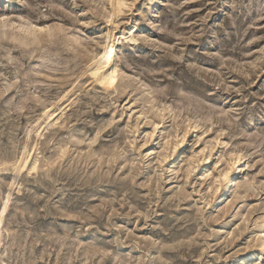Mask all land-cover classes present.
<instances>
[{"label": "rangeland", "instance_id": "1", "mask_svg": "<svg viewBox=\"0 0 264 264\" xmlns=\"http://www.w3.org/2000/svg\"><path fill=\"white\" fill-rule=\"evenodd\" d=\"M22 1L0 0V264H264V0Z\"/></svg>", "mask_w": 264, "mask_h": 264}, {"label": "bare ground", "instance_id": "2", "mask_svg": "<svg viewBox=\"0 0 264 264\" xmlns=\"http://www.w3.org/2000/svg\"><path fill=\"white\" fill-rule=\"evenodd\" d=\"M21 1L22 0H19V3H21ZM123 7H125L124 1L112 0L113 15L121 13ZM122 35L126 37L129 43H134L136 41V37L131 30L127 33L125 32L122 33ZM116 51H117L116 43L114 41H110L109 44L106 45V47L104 48L103 53L95 57L96 59L90 69L92 78H94L95 81L106 90L116 87L118 80H119L120 70L117 68V66L115 65V61H114L115 60L114 58L116 56ZM113 81H115V83H113ZM46 116H47V126L48 127L53 126V124H55L54 122H52L53 116L50 114ZM181 147H184V142L181 143ZM181 162H183V160ZM241 162H242V159L239 156H236L234 163L231 166H229L227 169L222 171V173H220L219 177L216 179L217 180L216 183H219V184H221L222 181H226L227 190L225 194L230 193L233 187L236 186V184H234V179L232 178V170L235 169L237 171V175L241 174L242 172L240 170ZM247 182H248V179H245V180H242L241 183L244 184ZM8 202L9 201L7 200L4 203V208L1 212L2 215L5 213L7 209ZM1 223H2V218H0V225ZM261 223H262L261 236L260 237L258 236L257 237L258 239L257 238L256 239L259 242L258 246L262 250H264V217H262Z\"/></svg>", "mask_w": 264, "mask_h": 264}, {"label": "snow or ice", "instance_id": "3", "mask_svg": "<svg viewBox=\"0 0 264 264\" xmlns=\"http://www.w3.org/2000/svg\"><path fill=\"white\" fill-rule=\"evenodd\" d=\"M40 31H44V29L42 28V29H40ZM113 83H115V81H113ZM35 170V169H34Z\"/></svg>", "mask_w": 264, "mask_h": 264}]
</instances>
